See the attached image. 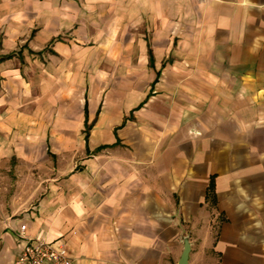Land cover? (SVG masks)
Returning <instances> with one entry per match:
<instances>
[{
    "label": "crops",
    "instance_id": "1",
    "mask_svg": "<svg viewBox=\"0 0 264 264\" xmlns=\"http://www.w3.org/2000/svg\"><path fill=\"white\" fill-rule=\"evenodd\" d=\"M9 156L42 192L0 264L21 224L71 264H264V0H0Z\"/></svg>",
    "mask_w": 264,
    "mask_h": 264
},
{
    "label": "rangeland",
    "instance_id": "2",
    "mask_svg": "<svg viewBox=\"0 0 264 264\" xmlns=\"http://www.w3.org/2000/svg\"><path fill=\"white\" fill-rule=\"evenodd\" d=\"M34 168L17 161L14 156L0 160V210L10 209L13 201H19V206L26 208L41 195L42 174Z\"/></svg>",
    "mask_w": 264,
    "mask_h": 264
},
{
    "label": "built area",
    "instance_id": "3",
    "mask_svg": "<svg viewBox=\"0 0 264 264\" xmlns=\"http://www.w3.org/2000/svg\"><path fill=\"white\" fill-rule=\"evenodd\" d=\"M21 224L18 237L23 239L13 264H71V256L64 243L42 237L28 236Z\"/></svg>",
    "mask_w": 264,
    "mask_h": 264
},
{
    "label": "water",
    "instance_id": "4",
    "mask_svg": "<svg viewBox=\"0 0 264 264\" xmlns=\"http://www.w3.org/2000/svg\"><path fill=\"white\" fill-rule=\"evenodd\" d=\"M189 251H190V244H189L187 236H184L183 249L180 254L178 264H187Z\"/></svg>",
    "mask_w": 264,
    "mask_h": 264
},
{
    "label": "trees",
    "instance_id": "5",
    "mask_svg": "<svg viewBox=\"0 0 264 264\" xmlns=\"http://www.w3.org/2000/svg\"><path fill=\"white\" fill-rule=\"evenodd\" d=\"M212 197L214 198V182L213 178L210 179L209 185H208V191H207V197Z\"/></svg>",
    "mask_w": 264,
    "mask_h": 264
}]
</instances>
